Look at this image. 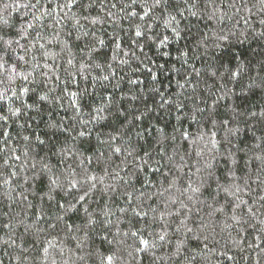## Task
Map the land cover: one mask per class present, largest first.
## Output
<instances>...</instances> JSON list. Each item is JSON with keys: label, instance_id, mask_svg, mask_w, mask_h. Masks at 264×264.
I'll return each instance as SVG.
<instances>
[{"label": "snow or ice", "instance_id": "snow-or-ice-1", "mask_svg": "<svg viewBox=\"0 0 264 264\" xmlns=\"http://www.w3.org/2000/svg\"><path fill=\"white\" fill-rule=\"evenodd\" d=\"M242 11L253 39H264V0H239V6L237 0H0V196L8 202L0 225L7 236L3 245L19 251L15 264H122L124 254L131 261L149 254L151 264H203L218 229L229 234L239 229V236L251 228L264 235V129L257 135L252 124L264 125V108L256 112L234 102L237 87L241 94L264 88V64L245 90L240 78L247 67L226 66L215 55L237 36L220 25ZM14 13L24 19L18 23ZM189 17L203 20L208 31L194 47L178 49L182 63L170 68L179 76L177 92L165 95L153 88L121 106L106 91L101 103L85 112L81 101L87 88L72 91L69 81L78 87L80 77L91 80L93 89L119 88L114 64L130 63L120 55L140 60L135 50L143 55L146 46L167 48L173 39L180 41L181 22ZM253 17H260L259 31ZM157 21L171 38L154 30ZM104 25L112 26L110 34L97 28ZM121 33L128 35V50ZM245 40L247 33H239L238 41ZM109 42L110 60L98 62ZM192 59L202 61L201 67L190 64ZM145 68L158 83V72ZM97 70L100 74L92 75ZM33 95L40 103L29 102ZM137 101L140 107L132 103ZM44 102L51 108L47 138L23 135L22 144L11 143L9 122L23 119L18 126L30 128L35 117L29 111L39 114ZM57 108L71 109V115L57 119ZM161 113L175 114L180 126L170 133L149 119L154 114L163 122ZM111 117L119 127L108 133L98 129ZM185 120L195 132L183 127ZM245 129L251 143L241 139ZM93 136L95 149L81 151ZM97 236L110 247H95ZM29 237L35 256L25 247ZM193 240L202 248H190Z\"/></svg>", "mask_w": 264, "mask_h": 264}, {"label": "trees", "instance_id": "trees-1", "mask_svg": "<svg viewBox=\"0 0 264 264\" xmlns=\"http://www.w3.org/2000/svg\"><path fill=\"white\" fill-rule=\"evenodd\" d=\"M23 2V0H21ZM226 3L231 2V0H225ZM237 5L239 6V0H237ZM251 6V5H249ZM227 11V9H225ZM23 11V10H22ZM231 15V13H229ZM14 17L19 23L24 17L19 14L14 13ZM95 15V13H93ZM246 14L242 11L233 17L232 20H225L223 25L220 27L224 28L225 31L228 29H233L237 36L231 37L229 42H226L224 48L221 51H217L215 55L217 58H222L221 62H223L226 66H235L243 63L247 67V71L240 78L241 85L244 86V89L247 90V85L250 82V79L256 77L257 72L260 69V66L264 64V39L256 38L253 39L254 32L252 28H246L243 19H246ZM260 17H253L252 21H250L255 30H260L259 24ZM211 27H216L214 22H209ZM124 27L127 28V22H124ZM181 27L185 29L183 33V38L180 41H175L174 39L170 42L167 48L157 49L154 46H146L144 48V54L142 55L139 50H135L134 46H131L133 50L136 51V55L140 56V60H136L131 57V53H129L128 57L120 55V59H129L130 63L119 65L118 62L114 64L116 67L117 76L120 78L119 88H113L111 86L107 87V89L100 88L97 86L95 89L92 87V81H84L77 77L79 81V85H74L69 81L68 87L72 91L82 90L87 88L88 92L83 95V99L81 101L84 106L85 112L89 111V105L92 107L97 106L101 103L102 98L105 96V92H111L115 98V103L121 106H129L128 98L135 94L140 95L143 93L145 96H148L153 88L160 89V91L164 92L165 95H168L169 92L175 93L178 91L176 86V80L179 79V76L176 73L170 71L172 65H175L177 68L180 67L181 62H177V57L179 56V50H185L186 48H192L195 46L196 40L199 38L201 32H206L208 29L205 28V22L203 20H198L195 17H189L188 20L181 22ZM97 28H103L107 33L112 32L111 25L97 26ZM156 32L164 33L172 37V33L170 30L164 28L163 24L157 21V26L154 29ZM246 32L248 35V40H245L243 43L238 41L239 33ZM124 36L123 47L125 50H128L130 45L128 42V35L125 33H121ZM105 40H109V36H104ZM242 39V38H241ZM79 43V42H77ZM81 47L83 45L81 44ZM112 48L113 45L109 42V44L101 50V55L98 58V62L103 63L104 58L107 57L109 60L112 56ZM75 50V49H74ZM167 51L171 55L163 56L161 53ZM79 55V53H78ZM149 60L154 63H149ZM143 61V63H141ZM203 61V58H202ZM202 61H196L192 59L189 61L190 64H195L196 67H201ZM163 64L164 69H158L157 66ZM147 65L148 68H151L154 72H158V83L153 82L151 79V74L145 68ZM66 64H62L60 71L61 79H67V74L63 71V68H66ZM187 67V66H185ZM99 71H95L92 75H99ZM130 79H136L139 81H143V83L137 85H131L128 83ZM117 81L114 80L113 84ZM238 98L234 100L235 103L241 105L243 109H249L251 111L259 112L262 108H264V88L255 87L251 91H247L246 94H241V89L237 87ZM59 91V90H58ZM121 96L124 97V100H121ZM156 100H159V97H155ZM35 101L39 102L38 96L33 95V100L29 102L32 103ZM233 101H228L227 103H232ZM19 103V102H18ZM136 104L137 107H140L139 102H132ZM148 104L150 107H154L155 105L152 103V99L149 98ZM65 106L67 107V100H65ZM6 112V105H3ZM51 110L50 106L44 102L40 106V112L37 114L35 109L30 110L28 115L30 117H35L34 120L31 121L30 128H20L18 123H24V120L21 119L18 123L11 124V135L14 138L11 143H21V137L23 135H30L35 139V135H40L41 138L46 139L47 137L44 135L49 129L46 128L45 123L49 119L48 112ZM224 109H221L223 112ZM71 115V109H68L67 112L61 109H56L53 112V116L57 119L65 116ZM163 117V122L157 119V116L154 114H150L149 119L161 123V126H166L168 132H172V130L180 125L175 120V114L171 116H164L163 113L160 114ZM2 123V122H0ZM252 124L255 125V130L257 131V135L261 134L260 129H264V125L257 124L256 121H252ZM191 122L185 120L183 123L184 128H189L190 131L195 132V127H190ZM120 126V121L116 119V117H111L109 121L102 122L101 125L97 126L98 129L102 130L104 133H108L113 130L115 127ZM243 127V126H242ZM178 135V133H177ZM241 139L251 143V132L245 129V133H242ZM97 146V142L95 137L93 136L89 141H85L80 145L81 151L91 152ZM186 147V145H185ZM139 186V185H137ZM7 201L0 196V212L6 210ZM121 204L122 202L118 201ZM135 224V220L132 221ZM125 230H127L128 225H123ZM239 229L231 230V234L228 231L219 232L216 235L215 240L209 242V249L211 251L206 252L203 264H264V252L261 249H264V235H261L258 230H254L251 228H245L240 235H237V231ZM22 231L21 230H18ZM55 234H53L54 236ZM259 235L260 239L256 240V236ZM53 236H50L49 239H52ZM7 239L5 234V230L2 229V225H0V260L3 261V264H15L14 257L15 255H19V251L13 248H8L3 245L2 241ZM95 239V247L108 249L110 246L105 242L101 243V237L97 236ZM17 243H20V240L17 239ZM128 244H133V240L131 238L127 241ZM259 245V247H256ZM25 247L28 248L31 255L35 256L36 253L32 251V238L29 237L25 240ZM190 248H202V244L198 241H191L189 244ZM129 251L131 249H128ZM159 254V253H158ZM143 259L137 261H131L130 258L124 254V259L122 264H151V257L149 254H142ZM229 257L231 259H229ZM37 264H39V260H37Z\"/></svg>", "mask_w": 264, "mask_h": 264}]
</instances>
